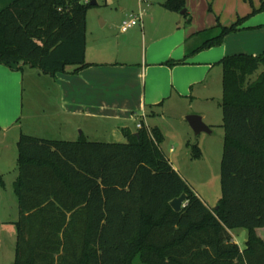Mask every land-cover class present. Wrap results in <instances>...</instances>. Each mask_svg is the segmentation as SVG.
<instances>
[{
  "label": "trees",
  "instance_id": "trees-1",
  "mask_svg": "<svg viewBox=\"0 0 264 264\" xmlns=\"http://www.w3.org/2000/svg\"><path fill=\"white\" fill-rule=\"evenodd\" d=\"M90 0H13L0 11V64L55 76L86 60ZM181 13L186 0H163ZM264 9L254 8L251 14ZM187 23L191 18L184 14ZM247 18L192 53L223 43ZM183 60L167 63H182ZM223 68L222 198L210 208L173 168L152 128L125 142L44 139L21 134L13 264H264V51L238 53ZM263 68L253 81L250 77ZM192 157L201 149L191 146ZM183 193L176 211L171 201ZM246 228L244 249L229 230Z\"/></svg>",
  "mask_w": 264,
  "mask_h": 264
},
{
  "label": "crops",
  "instance_id": "crops-1",
  "mask_svg": "<svg viewBox=\"0 0 264 264\" xmlns=\"http://www.w3.org/2000/svg\"><path fill=\"white\" fill-rule=\"evenodd\" d=\"M12 1L0 0V11ZM259 3L261 0L254 2V6ZM208 4L209 0H187L191 18L187 23L184 15L166 9L162 1L139 0L141 12L132 11L131 17L142 13V22L126 32L121 31V24L127 19V11L121 7L119 20L112 19L121 34L116 35V45L102 42L99 36L89 38V28L97 25L94 23L97 13H92L91 20L87 14L86 60L91 65L78 73L70 72L73 70L70 68L69 72H58L55 76L46 73L47 76H42L43 72L32 66L26 70L29 66L13 69L0 64V133L8 135L14 130L19 139L29 130L24 123L33 122L48 131L58 125L61 132L71 136L75 114H83L100 122L115 121L111 135L117 136L115 142H125L128 133H138L133 116L143 112L144 123L161 131L160 147L181 174L163 148L169 139L165 129L167 117L179 115L189 129L192 128L186 117L190 114L200 115L205 122L210 117L205 105L218 97L222 103L221 59L238 53L259 55L264 51V10L250 15L251 7L244 0H215L214 13H210ZM245 16L239 30L226 35L222 44L192 53L220 32L218 23L229 26ZM107 23L108 19L102 20V25ZM183 59L182 63H167ZM27 77L34 81L40 78L41 95L48 88L45 94L48 99L27 93L30 88ZM30 86L34 89L33 83ZM51 101L55 111L51 110L53 113L47 116V111L40 107L43 116H36V105L51 107ZM130 121L135 125H130ZM187 144L192 146L189 139ZM175 151L172 146L170 152Z\"/></svg>",
  "mask_w": 264,
  "mask_h": 264
},
{
  "label": "rangeland",
  "instance_id": "rangeland-1",
  "mask_svg": "<svg viewBox=\"0 0 264 264\" xmlns=\"http://www.w3.org/2000/svg\"><path fill=\"white\" fill-rule=\"evenodd\" d=\"M214 1L215 0H209L207 11L210 13H214ZM244 1H246L251 7V13L254 8H259L261 6L260 3L257 4L258 6H254V2L257 3L258 0ZM97 4L98 5L90 8V11H88L90 20L92 18V13H97L94 17V23H97V25L94 28H89L88 36L90 39H94V37L99 36L98 39L102 42L107 41L109 44L116 45V35L121 34L119 33V28H117L116 24L112 23V21L116 18L119 20L121 7L126 8V18L130 19L131 13H133L132 11H139V0H97ZM251 13L250 15H253ZM106 19H108V23L106 25H102V20L105 21ZM216 19L218 20V18ZM90 41L92 42V40ZM25 66H29L26 67V70L30 68V65ZM262 69L263 68L259 69L254 75H252L250 80H255ZM36 72L38 71L36 70ZM42 76L47 75L42 73ZM27 83H29L30 87L27 90L28 94L34 93L36 98H43L44 96V99H48L45 95L48 93V88L44 90V95H41L43 90L39 86L40 78L36 77V80L34 81L30 79V77H27ZM32 83L34 84V89H31L30 84ZM50 106L51 107L42 106L41 103L37 104L36 108L38 113L36 116H43L41 114L40 107L44 111H47L48 114L53 113L50 111H55L56 106L52 101ZM202 106L204 107V105ZM205 106L209 109L210 113V117L205 120V123L212 125V132L208 133L203 131L196 135L192 129L185 127V123L181 120L179 115L168 116L167 121L164 122L167 124L165 129H167L166 134L169 139L164 142L163 148L181 174L188 179V182L193 190L210 208H216L222 198L221 163L225 136L221 98H215L208 102ZM142 113L143 112H140L133 116L135 124L138 119H144L141 117ZM47 116H50V114ZM149 122L151 121L149 120ZM24 124L29 128L28 132L25 134L44 139L77 141L81 138H85L90 141H118L117 136L111 135V128L116 125L115 121L108 120L100 122L98 119L84 116L83 114H75V130L72 129L71 136L61 132L58 125L57 128L54 127L52 130L48 131L34 126L33 122H27ZM129 124L132 126L135 125L131 121ZM150 128L152 129V127ZM187 139L190 140L191 145L196 144L201 149L202 154L200 158H193L190 156V149L192 148L187 144ZM18 141L19 139L15 136L14 130L10 131L8 135L0 133V264H13L15 261L17 240L16 221L19 218V203L18 197L15 193L14 183L19 171ZM172 146L175 147V152H170V148ZM185 151H188L189 154L185 153ZM229 233L231 234L233 240H236L238 245L243 249L248 238V230L246 228H235L231 231L229 230ZM133 264L144 263L139 257H136Z\"/></svg>",
  "mask_w": 264,
  "mask_h": 264
},
{
  "label": "water",
  "instance_id": "water-1",
  "mask_svg": "<svg viewBox=\"0 0 264 264\" xmlns=\"http://www.w3.org/2000/svg\"><path fill=\"white\" fill-rule=\"evenodd\" d=\"M90 3L91 5H95L97 4V0H90ZM185 13H186V9H184L181 12L182 15H184ZM186 120L188 121V123L190 124L191 128L193 129L196 135L200 134L203 131L208 133L212 132L211 127L208 124H206L203 118L198 114H190L186 117ZM185 202H186V194L183 193L181 196L173 199L171 201V205L176 211H180L182 207L185 205ZM218 208L219 206L216 207V209Z\"/></svg>",
  "mask_w": 264,
  "mask_h": 264
},
{
  "label": "built area",
  "instance_id": "built-area-1",
  "mask_svg": "<svg viewBox=\"0 0 264 264\" xmlns=\"http://www.w3.org/2000/svg\"><path fill=\"white\" fill-rule=\"evenodd\" d=\"M141 22H142V13L135 14L130 19H126V20H124L122 22L121 31L122 32H126L130 28L141 24ZM141 117L145 118V114L143 113ZM136 127H137L138 130L142 129V128H146L148 133L154 139V136L152 134L151 128L144 123V119H142V118L138 119Z\"/></svg>",
  "mask_w": 264,
  "mask_h": 264
}]
</instances>
